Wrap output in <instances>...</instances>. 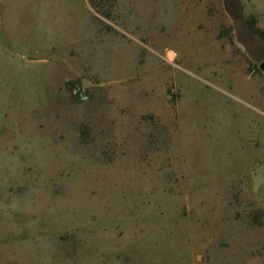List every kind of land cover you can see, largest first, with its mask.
I'll return each instance as SVG.
<instances>
[{"label":"rangeland","instance_id":"1","mask_svg":"<svg viewBox=\"0 0 264 264\" xmlns=\"http://www.w3.org/2000/svg\"><path fill=\"white\" fill-rule=\"evenodd\" d=\"M70 2L0 69V264H264V75L223 0Z\"/></svg>","mask_w":264,"mask_h":264},{"label":"crops","instance_id":"2","mask_svg":"<svg viewBox=\"0 0 264 264\" xmlns=\"http://www.w3.org/2000/svg\"><path fill=\"white\" fill-rule=\"evenodd\" d=\"M70 0H0V69L12 54L51 51L58 41L74 38ZM79 5V2L77 3Z\"/></svg>","mask_w":264,"mask_h":264},{"label":"water","instance_id":"3","mask_svg":"<svg viewBox=\"0 0 264 264\" xmlns=\"http://www.w3.org/2000/svg\"><path fill=\"white\" fill-rule=\"evenodd\" d=\"M223 6L234 24L237 43L257 63L254 70L257 69L264 75V42L248 27L238 0H223Z\"/></svg>","mask_w":264,"mask_h":264},{"label":"built area","instance_id":"4","mask_svg":"<svg viewBox=\"0 0 264 264\" xmlns=\"http://www.w3.org/2000/svg\"><path fill=\"white\" fill-rule=\"evenodd\" d=\"M70 94L77 100L86 102L89 99V95L86 90L80 88L77 84H74L70 88Z\"/></svg>","mask_w":264,"mask_h":264},{"label":"trees","instance_id":"5","mask_svg":"<svg viewBox=\"0 0 264 264\" xmlns=\"http://www.w3.org/2000/svg\"><path fill=\"white\" fill-rule=\"evenodd\" d=\"M246 23L248 27L250 28V30L254 32L264 42V31L257 28L255 20L252 18L246 21ZM67 85H68V90L70 91V88L71 86L74 85V83L70 82Z\"/></svg>","mask_w":264,"mask_h":264}]
</instances>
